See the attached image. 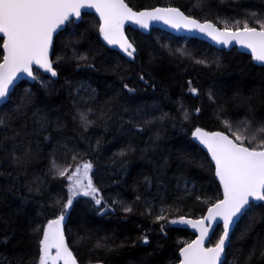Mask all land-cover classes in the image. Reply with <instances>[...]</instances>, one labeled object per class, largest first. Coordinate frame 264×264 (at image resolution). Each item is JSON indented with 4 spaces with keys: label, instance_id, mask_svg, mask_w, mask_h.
I'll return each instance as SVG.
<instances>
[{
    "label": "trees",
    "instance_id": "1",
    "mask_svg": "<svg viewBox=\"0 0 264 264\" xmlns=\"http://www.w3.org/2000/svg\"><path fill=\"white\" fill-rule=\"evenodd\" d=\"M124 2L136 11L175 6L222 29L243 28L245 21L260 29L258 21H264V0ZM125 33L136 49L132 60L106 47L96 17L82 14L54 38L51 60L58 76L51 79L34 70L37 79L21 81L0 108L7 119L21 97L31 101L6 132L0 130V138L19 132L7 144L9 153L0 151V264H37L43 226L60 215L70 195L68 177L85 163L92 165L87 173L107 207L100 211L91 196L73 188L79 194L64 209V235L76 262L177 264L180 248L194 235L172 221L201 218L221 199L214 167L191 140L192 129L220 131L233 140L240 135L253 146L264 138L256 131L264 122V68L250 56L159 29L143 34L128 28ZM2 55L0 49V62ZM78 55L89 58L79 61ZM125 83L135 91L124 89ZM37 110L46 117L43 128L35 123ZM81 113L91 123L85 124ZM246 119L253 121L251 127L243 123ZM14 144L16 163L10 155ZM26 150L29 154L23 155ZM261 213L264 208L254 207L235 226L225 264H244L257 237L264 238V223H257L250 238L240 239L250 217ZM158 215L164 219L156 220ZM37 226L38 233L33 231ZM221 233L217 226L208 245ZM144 235L147 244L140 239ZM250 264H264L260 250Z\"/></svg>",
    "mask_w": 264,
    "mask_h": 264
},
{
    "label": "snow or ice",
    "instance_id": "2",
    "mask_svg": "<svg viewBox=\"0 0 264 264\" xmlns=\"http://www.w3.org/2000/svg\"><path fill=\"white\" fill-rule=\"evenodd\" d=\"M94 8L99 13L100 24L99 32L109 45L118 44L128 57H133L136 49L132 43L124 37L121 26L125 20H134L143 28H148L151 21L162 20L174 28L196 29L206 33L217 42L228 44L235 41L238 44L246 46L251 50L253 58L264 64V21L260 23V29L250 27L245 21L243 28L237 27L232 31L228 27L223 30L217 28L213 23L205 21L200 23L197 19L184 15L178 8L160 9L155 8L151 11L134 12L124 0H0V34H2V62H0V101L7 100L10 96L19 74H26L33 80L37 79L33 71V66L43 68L45 72L51 73L53 77L58 76V71L54 67V62L49 59V49L54 48L55 36L58 30H61L69 23H73L71 17L82 18V10ZM253 16L257 15L255 13ZM237 24L239 21L236 22ZM77 60L86 62L87 55H78ZM58 60L61 58L58 57ZM203 63V61H199ZM80 65L78 64L77 67ZM88 67H93L87 64ZM141 81L144 77H139ZM191 84V81L189 82ZM128 92H134L127 83L123 85ZM94 91V90H93ZM189 91L193 95H199L196 87H190ZM211 99V94L210 97ZM31 103L29 97H21L13 112L0 116V130L7 131L11 127V121L17 114L24 115V109ZM200 111L199 108L196 109ZM81 120L85 124L91 123L85 113H81ZM35 123L41 128L45 126L46 117L39 114V111L33 113ZM188 113L185 112V119ZM224 123L231 127L229 121ZM246 127H251L252 120L243 121ZM257 133L264 135V122L256 130ZM193 136L197 137L201 144L205 145L212 161L215 163V176L219 178L223 187V199L217 200L215 204L208 208V215L200 221H185L180 217L181 223H191L194 227H199L208 221L207 227H201L200 236L191 244L180 248L179 264H225V257L228 249L231 247V236L233 226L238 225L239 221L253 211L254 207L264 208V203L257 205L255 202H264V138L258 145L253 146L251 142L245 144V138L237 135L235 140L229 139L222 132L206 133L201 128H196ZM19 132L14 131L13 135H3L0 138V151L9 153L7 144L10 141H16ZM256 136L253 135L252 139ZM17 145H13L10 150L11 159L14 163L18 162L16 156ZM28 150L23 155H28ZM92 168L90 163L83 165L84 173ZM68 170L59 172L60 176H65ZM77 171L68 177L74 181L70 185V195L66 203L60 209V215L55 220H49L46 226H43V238L39 240V259L37 264H55L57 260H63V264H76L72 252L69 251L65 243L64 232L61 224L64 220V209L72 204V197L79 194L73 190V187L82 188L84 196H91L96 205H101L100 211L107 207L102 198H97L99 189L96 188L89 178L85 186L77 178ZM139 199V197H137ZM60 203V201H57ZM115 203V202H113ZM125 212H131V208H125ZM217 218L223 221V231L212 247H204L205 238L209 235V229L212 228V222ZM164 219L162 215L156 216V220ZM176 223V221H172ZM257 223H264V213L259 217H250L249 225L242 231L240 239L250 238L251 232ZM40 226L33 229L39 232ZM163 230V227L161 228ZM140 239L147 244L149 238L147 235ZM55 249L56 255L51 256L50 250ZM257 250L264 256V238L257 237L254 241L248 256L244 259V264H250L255 257ZM243 254L241 250V255Z\"/></svg>",
    "mask_w": 264,
    "mask_h": 264
},
{
    "label": "water",
    "instance_id": "3",
    "mask_svg": "<svg viewBox=\"0 0 264 264\" xmlns=\"http://www.w3.org/2000/svg\"><path fill=\"white\" fill-rule=\"evenodd\" d=\"M130 8H131V7H130ZM155 8L167 9V8H177V7H175V6H165V7H164V6H156V7H154V8H150V9H142V10H138V11H136V10L133 9V11H134V12H140V11H151V10H153V9H155ZM178 9H179V8H178ZM179 10H180V9H179ZM180 11H181V10H180ZM181 12H182V11H181ZM82 14H91V15L95 16L96 19L98 20V23L100 24L99 13H97V12L95 11L94 8L84 9V10H82ZM184 15H185V14H184ZM186 16H187V15H186ZM192 18H193V17H192ZM71 19H72V21H74L75 24H77V23L80 21V19H77V18L74 17V16L71 17ZM194 19H195V18H194ZM198 21H199V20H198ZM199 22H200V23H204L205 21H199ZM208 22H209V21H208ZM211 23H212V22H211ZM215 26H216V25H215ZM216 27H217V26H216ZM64 28H65V27H64ZM64 28H62L61 30H58V33L61 32ZM128 28H129V29L136 30V31H139V32H141V33H143V34H148L152 29H159V30H162V31H164V32H166V33H169V34H171V35H173V36H175V37H184V38H188V39H196V40L203 41V42L207 43L208 45H210L211 47H213V48L216 49V50H226V51H229V50L235 48V49H237V51H239V52H241V53H244V54L250 56L252 62H253L255 65L264 68V64H261L260 62L256 61V60L253 58V56H252L251 50L248 49L246 46L241 45V44H238V43H236L235 41H230L228 44H223V43L217 42V40H214L211 36L207 35L206 33L200 32L199 30H196V29H186V28H183V27L177 29V28H174V27L170 26L169 24H166V23H165L164 21H162V20L151 21V22L149 23V27H148V28H143V27H141L140 24L136 23L134 20H125V21L123 22L122 26H121V30H122V32H123V34H124V37L127 39L128 42H130V40L128 39V37H127V35H126V33H125L126 29H128ZM217 28H219V27H217ZM219 29L223 30L222 28H219ZM257 30H259V29L257 28ZM232 31H235V30H232ZM99 33H100V32H99ZM0 37H2V34H0ZM100 39L102 40V42L104 43V45H105L106 47L110 48L111 50L116 51L117 53H119L120 55H122L123 57H125V58L128 59V60H132V59H133L134 56H133V57H128L127 54L121 49V47H120L118 44H116V45H109V44L107 43V41L104 40V38H103V36L101 35V33H100ZM130 43H131V42H130ZM133 47H134V46H133ZM1 50H2V49H1ZM52 50H53V48H50V49H49V59H50V60H51ZM2 53H3V52H2ZM134 55H135V54H134ZM51 61H52V60H51ZM1 62H2V61H1ZM34 70H37V71L40 72L41 74H43V75H45V76H47V77H49V78H51V79H54V78H55V77H53V76L51 75V73H49V72H45L44 69H43V68H39V66L34 65V66H33V71H34ZM19 76H20V78L16 80L14 88H15V87H16L21 81H26V82H28V83H33V81H34L31 77L27 76L26 74H19ZM14 88H13V89H14ZM12 91H13V90H12ZM8 98H9V97H8ZM7 100H8V99H7ZM7 100L0 101V108H1V107L7 102ZM196 128H199V127H195L194 129H192V131H191V133H190V138H191V140H192L195 144H197V145H198V146H199V147H200V148L206 153V155H207L209 161L211 162V164H212L213 167H214V175H215V163H214V161H212L210 153H208V150H207L206 146L203 145V144H201L200 140H199L197 137H194V136H193V132L195 131ZM201 129H202L204 132H206V133L220 132V131H207V130H205V129H203V128H201ZM222 133H223V132H222ZM224 134H225V133H224ZM225 135L228 136L227 134H225ZM228 137H229V136H228ZM229 139H232V138L229 137ZM215 179H216V181H217V183H218V185H219V188H220V190H221V199H223V187H222V185L220 184L219 178L215 176ZM221 199H220V200H221ZM255 203H256V204H259V203H262V202L257 201V202H255ZM214 204H215V203H214ZM211 206H212V205H211ZM211 206H209V207H211ZM209 207H208V208H209ZM208 208L206 209V211L204 212V214H203V216H202L201 218H198V219H192V218H186V217H184V220H185V221H193V222H195V221H200L202 218L207 217V215H208ZM66 220H67V210L64 212V220H63V222H62V224H61V228H62L63 232H64V227H65V225H66ZM173 221H176V223H173L174 226H176V227H178V228L185 229V230H187L188 232H190L191 234L194 235V238L192 239V241H190V242L187 243L186 245L191 244L193 241H195V240L200 236V234H201V227H207V225H208V221H207V220H205L204 223H203L202 225H200L199 227H194L193 224H191V223H186V222H185V223H181V222H180V217L175 218ZM47 224H48V223H47ZM47 224H46V225H47ZM46 225H45V226H46ZM217 226H221V227H222V231H223V221H222V219L217 218L216 221H213V222H212V228L209 229V235L205 238V244H204V247L207 248V247H212V246L215 245V244H214V245H209V246H207V244H208V242H209V239H210L212 233L214 232V230L216 229ZM235 226H236V225L233 226V230H234ZM42 238H43V237H42ZM64 239H65V243H66L65 235H64ZM66 245H67V243H66ZM186 245H185V246H186ZM185 246H184V247H185ZM53 251H54L53 256H55V255H56V251H55L54 248L50 250V253H52ZM69 251H70V250H69ZM180 259H181V257H180V253H179V260H180ZM57 261H58V260H57ZM76 264H77V263H76ZM177 264H179V262H178Z\"/></svg>",
    "mask_w": 264,
    "mask_h": 264
},
{
    "label": "rangeland",
    "instance_id": "4",
    "mask_svg": "<svg viewBox=\"0 0 264 264\" xmlns=\"http://www.w3.org/2000/svg\"><path fill=\"white\" fill-rule=\"evenodd\" d=\"M76 171H77V170H76ZM76 171H73L72 173H74V172H76ZM77 178L80 179V181H81V183H82L83 185L86 186V185L88 184V181H89V175H88V173H87V174L84 173L83 166L80 167V172L77 174ZM70 185H74V181H71V182H70ZM73 188L76 189L81 195H83V194H82V191H83L82 188H80V189H77V188H75V187H73Z\"/></svg>",
    "mask_w": 264,
    "mask_h": 264
},
{
    "label": "flooded vegetation",
    "instance_id": "5",
    "mask_svg": "<svg viewBox=\"0 0 264 264\" xmlns=\"http://www.w3.org/2000/svg\"><path fill=\"white\" fill-rule=\"evenodd\" d=\"M53 252L51 253V256H53ZM49 264H51V261H49ZM55 264H63V260H58L55 262Z\"/></svg>",
    "mask_w": 264,
    "mask_h": 264
}]
</instances>
